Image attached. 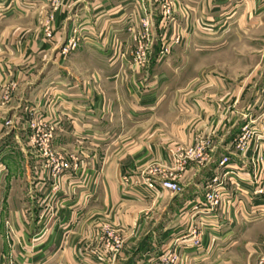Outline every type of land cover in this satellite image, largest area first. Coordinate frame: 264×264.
Here are the masks:
<instances>
[{
    "label": "crops",
    "instance_id": "crops-1",
    "mask_svg": "<svg viewBox=\"0 0 264 264\" xmlns=\"http://www.w3.org/2000/svg\"><path fill=\"white\" fill-rule=\"evenodd\" d=\"M11 1L0 0L15 7L0 20V38L12 37L6 28L19 15L21 37L34 41L15 101L0 113V264H171L174 251L175 264H221L223 256L254 264L264 251V202L247 179L264 183L255 170L264 168V140L245 153L234 142L245 126L264 135V0H170L180 11L167 26L164 0H63L50 40L49 1ZM145 20L152 45L143 70L133 54ZM177 33L180 43L160 58L161 43ZM14 73L0 63V88ZM32 117L54 126L56 143L79 149L82 172L44 168L29 142ZM198 142L205 159H185ZM224 156L241 187L225 180L223 205L211 212L205 194L222 177ZM164 179L181 191L162 188ZM60 199L72 201L58 208ZM107 225L123 244L102 261L94 250L107 248L98 240Z\"/></svg>",
    "mask_w": 264,
    "mask_h": 264
},
{
    "label": "rangeland",
    "instance_id": "rangeland-1",
    "mask_svg": "<svg viewBox=\"0 0 264 264\" xmlns=\"http://www.w3.org/2000/svg\"><path fill=\"white\" fill-rule=\"evenodd\" d=\"M48 1H49V5H50L49 6L50 9L48 12L49 20H46L44 22V30L46 32L47 38H49L47 40H50L52 37V30H53L52 20H54V12L56 10H58V8L62 4L63 0H48ZM167 1L170 3V0H166V1L164 0L162 3L163 13L164 12L167 13V11H165V10H170V14L173 17V15L175 16L180 10H179V8H176V6H174L173 3L171 5L167 6L166 5ZM11 3H14V0H13V2L11 1ZM2 5H3V3L0 2V6H2ZM7 5L9 6V3H7ZM165 5H166V7H165ZM10 7H11L10 12H13L15 9L14 5L11 4ZM7 15H5V16H7ZM5 16H1L0 20H1V18L5 17ZM167 16H168V13H167ZM22 18H24V17H22ZM22 18L19 15H17V16L14 15V16L10 17L9 25L7 26L6 30H11L12 37L11 38L10 37H6V38L1 37L0 38V63H1V65L4 64L7 66H10L12 72L15 70V73H18V76L15 75V73H14L15 77H13V75H11L7 78V80L5 82H9V83H7L5 85L3 83L1 85V88H0V113L1 114L3 113V111H5L6 108H8L9 104H12L15 101L16 96H14V94H15L17 88H16V83H14L16 81H14V80H16L15 78H19L21 80V78H20L21 75L19 74V68L25 60V49L27 47L26 46L27 41H34L32 39H26V38L21 37V35L19 33L21 28H19V27L21 26L20 21ZM199 29H201V28H199ZM210 29H211V27H210V25H208V23L203 24V30H205V31L209 30L210 31ZM178 34L179 33H177V35H175V36L173 35L174 40H176L177 38H180V36ZM161 37H162V35H161ZM162 39H161V42H162ZM65 46L63 47V50H65V48H67ZM161 46H163V43H161ZM70 48L71 47L68 46V49H70ZM67 52H68V50H67ZM43 56L45 57V60L42 61L41 63L45 67L44 69L46 71L50 67V64H51V62H50L47 65L48 59L50 58L49 57L50 51L49 50L44 51ZM204 58L205 59L210 58V56L207 57L204 55ZM203 64H205V66L209 67L210 61H208V59H207L206 63L204 62ZM144 68L145 67H142L143 70H144ZM9 71L10 70H8V73H9ZM195 73H196L195 71H190L188 76L189 77H191V75L194 76ZM26 122H27V128L31 130L29 142H30L31 146L35 149V153H34L35 156H38V158L40 157L43 160L44 165H45L44 168L51 170L55 176H62L65 174L69 175L73 172L80 173L83 171V167L81 165L82 157L80 155L79 149H77V148L73 149L70 146L69 142H67V141L64 143H60V144L56 143V141H55V138H56L55 128L52 124L47 122L44 118H38V117H32L30 119H27ZM9 123H10V121H7L5 124L8 125ZM255 139L257 141L261 142V140H264V135L254 134L253 130L250 129L249 126H245L241 130L240 134L236 137V140L234 142L237 151L245 153V151L247 150L249 145ZM259 139H261V140H259ZM260 158H262V157H260ZM255 167L257 168V169L255 168V170L258 172L264 171L263 167H260V166L259 167L255 166ZM235 171L238 172V175L240 174V172L237 169H235ZM224 173H225V171L222 172L221 176H223ZM214 177H216V176H214ZM225 177H228V176H225ZM212 179H211V181H212ZM239 179H241V176H240V178L236 177L233 180V182L235 183V186L238 189L241 187V185L239 183ZM211 181H209V182L211 183ZM247 181H249L252 184V186H251L253 188L252 189V196L254 198H257V199L260 198L264 202V183L261 184V182H263V181L258 180L256 175H253L252 178L247 179ZM209 184H208V187H209ZM220 196H221V201L219 204L216 205L217 206L216 210L221 208L223 205L222 193ZM47 199L48 200L46 201V203H48L50 201L49 197ZM68 201L71 202L72 200L71 199L66 200V201H64L63 199L58 200V208H67ZM52 202L55 203V202H57V200L52 201ZM53 207L56 208V205H54ZM55 212H56V210H54V212H52L50 215L54 214ZM61 223L62 222H60V225H61ZM63 226H65V223L62 224V227ZM65 229H66V227H65ZM66 236H67V229L65 230V237ZM201 236H202L201 231H199L200 244H198V245H195L194 241L196 239L194 238V236H192L193 237L192 242H191L192 245L197 246V247L199 246V248H200L202 245V237ZM100 237L98 240L101 239V241H105V243L108 241H112V240L116 241V240L122 239L121 237H119V235L117 234L116 231L112 230L110 225H107L104 227L103 235ZM179 256H180V254L174 251L172 254H168L167 257H165V261H168L171 264H175V262L179 260ZM220 259L223 260L221 264H223V263L227 264L228 263V259L226 256H223V258H220ZM253 263L254 264H264V251L261 252V254H258V256H256Z\"/></svg>",
    "mask_w": 264,
    "mask_h": 264
},
{
    "label": "built area",
    "instance_id": "built-area-1",
    "mask_svg": "<svg viewBox=\"0 0 264 264\" xmlns=\"http://www.w3.org/2000/svg\"><path fill=\"white\" fill-rule=\"evenodd\" d=\"M172 3L170 2H166V5H171ZM165 5V7H166ZM10 5L8 6L6 5H2L0 6V17L1 16H5L7 14L10 13ZM168 13L164 12V19L162 21V24L164 25H168L169 22L172 20V15L170 14V10H165ZM143 31L142 33L138 34L136 36V49L134 51L133 54V59L134 62L136 64H138L141 68L145 67L150 60V49H151V45H152V41H151V34H150V24L148 21H143ZM164 37V40L167 39L168 37L162 36V38ZM173 41V43L168 42V39L163 42V46L161 48V52H160V58H164L166 57L170 51L171 48L173 46V44H179L180 43V38H177L176 40L171 39ZM76 43H69L66 45L67 48H65V51L68 50V46L70 47H75ZM206 155V145L203 143H197L194 146L188 148L184 154L185 159H191V160H197V161H202L205 159ZM231 163V159L229 156H224L219 165L220 167H223L225 169V173L223 174L222 177L220 176H216L212 179L211 183L209 184L208 187V191L205 194V201H206V205L208 207V210L211 212H214L216 210V205L220 203L221 201V187L222 185L225 183V180L231 181V183L233 184V180L234 178H240V174L238 175V172H236L234 169L229 168ZM228 176V177H225ZM161 186L162 188H165L167 190H170L174 193H178L181 191L180 186L178 185V183L174 182L173 180H161ZM235 186V183L233 184ZM149 188L153 189L155 188V184L154 182H149L148 183ZM221 186V187H220ZM220 187V188H219ZM236 187V186H235ZM236 190H238V188L236 187ZM210 204V205H209ZM192 235L194 236V238L196 239L195 245L200 244V240H199V232L194 229L192 231ZM107 248H98V252H96L94 250V253L97 255V257L102 260V261H108L110 259V256L112 257L113 255H110V253H113L114 255L122 248V244L123 241L121 240H112V241H108L107 243ZM108 244H111V246L109 247ZM108 254V255H107ZM176 259V258H175Z\"/></svg>",
    "mask_w": 264,
    "mask_h": 264
}]
</instances>
